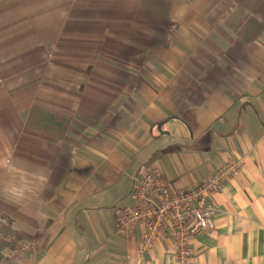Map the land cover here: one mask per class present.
Returning a JSON list of instances; mask_svg holds the SVG:
<instances>
[{
	"label": "crops",
	"instance_id": "crops-1",
	"mask_svg": "<svg viewBox=\"0 0 264 264\" xmlns=\"http://www.w3.org/2000/svg\"><path fill=\"white\" fill-rule=\"evenodd\" d=\"M230 158L188 264H264V0H0V228L31 244L1 264H180L115 209Z\"/></svg>",
	"mask_w": 264,
	"mask_h": 264
},
{
	"label": "built area",
	"instance_id": "built-area-1",
	"mask_svg": "<svg viewBox=\"0 0 264 264\" xmlns=\"http://www.w3.org/2000/svg\"><path fill=\"white\" fill-rule=\"evenodd\" d=\"M242 165V159L230 158L207 179L183 188L175 187L158 166H150L134 177L130 203L116 207L117 232L129 233L136 224L143 225L137 247L140 256L151 251L162 237H170L175 245L176 260L188 264L193 254L191 241L214 229L218 211L215 194L239 175ZM3 222L0 212V224ZM0 240L13 246L1 252V260L18 259L31 247L30 242L17 233L3 232L1 228Z\"/></svg>",
	"mask_w": 264,
	"mask_h": 264
}]
</instances>
